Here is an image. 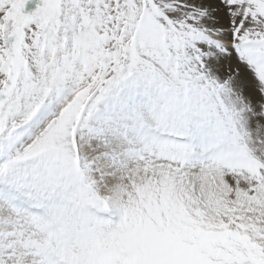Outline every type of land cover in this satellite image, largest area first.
Masks as SVG:
<instances>
[{"label": "snow or ice", "instance_id": "snow-or-ice-1", "mask_svg": "<svg viewBox=\"0 0 264 264\" xmlns=\"http://www.w3.org/2000/svg\"><path fill=\"white\" fill-rule=\"evenodd\" d=\"M0 264H264V0H0Z\"/></svg>", "mask_w": 264, "mask_h": 264}]
</instances>
